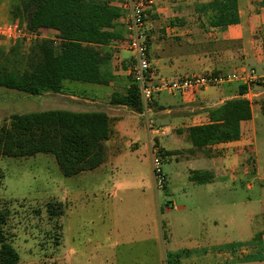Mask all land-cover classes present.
<instances>
[{"label":"rangeland","instance_id":"rangeland-1","mask_svg":"<svg viewBox=\"0 0 264 264\" xmlns=\"http://www.w3.org/2000/svg\"><path fill=\"white\" fill-rule=\"evenodd\" d=\"M12 3L13 0H0V25L18 23L10 15ZM241 6L248 21V30L241 40L242 50L244 48L243 53L254 56L238 63L237 67L229 66L224 72L253 69L261 75L264 74V25L249 22V18L257 14L259 4L257 0H241ZM40 34L54 39L56 45L61 42L55 31H41ZM145 38L148 43L146 33ZM10 45L13 43L1 44L0 47ZM123 49L128 50L126 47ZM200 66L194 65L196 70L173 75L153 69L160 77L170 80L213 74ZM114 67L118 69L112 63L111 70ZM130 81L126 78L122 85L118 83L113 88L67 81L62 90L45 91L38 97L0 88V127L3 120L12 114L46 110L112 114L113 109L121 107L111 103L112 95L124 94ZM253 86L261 88L264 83ZM209 89L215 93L221 87ZM160 95L154 96L147 116H130L128 121H134L137 126L129 130L130 137L119 143L120 149L113 152V161L107 168L95 174L86 172L84 176L66 178L55 157L48 154L0 159V207L10 210L6 230L20 255L19 264H146L149 259L160 257L162 237L167 258L172 250L171 244L180 242L188 234L196 238L201 235L198 221L207 213L214 217L210 208L213 205L214 209L217 203L227 207L226 219L222 217L220 221L221 235L225 238L233 241L246 238L250 219L254 220V225L256 221L260 225L264 223V132L255 144L260 149L257 173H253V162L249 159L245 168L248 175L234 173L236 180L228 175L217 197L207 194L209 186L188 183L189 170L183 162L185 147L181 148L183 155L177 161L167 155L162 165L165 188L158 189L154 185L152 160L145 143L149 139L147 121L151 128H161L159 114L150 113L158 112L153 103ZM169 97L162 94L160 99L165 101ZM218 99L216 96L215 100ZM157 137L165 148H173L170 143H165L164 138ZM156 146L167 153L158 144ZM55 202L61 204L63 214L53 221L49 218L47 206ZM174 205L180 211L187 209L190 212L174 211ZM181 219L191 222V227L188 229ZM145 241L148 242L146 245ZM166 264H169L167 260Z\"/></svg>","mask_w":264,"mask_h":264},{"label":"trees","instance_id":"trees-1","mask_svg":"<svg viewBox=\"0 0 264 264\" xmlns=\"http://www.w3.org/2000/svg\"><path fill=\"white\" fill-rule=\"evenodd\" d=\"M195 11L205 31H223L241 23L239 0L197 3ZM10 15L31 31H57L61 42L56 45L51 39H38L30 45L17 42L0 47V88L38 97L45 91L62 90L67 81L102 86L114 81L107 48L122 41L125 32L119 23L122 10L111 0H13ZM245 94L244 85L241 97L209 110L210 123L187 129L194 148L241 139V124L253 117ZM111 103L144 112L139 89L132 80L126 94H114ZM110 134V117L103 111L57 109L12 114L0 127V159L52 155L62 174L71 178L105 162V142ZM163 154L167 157L172 153ZM195 176L198 183L203 182L202 173ZM47 211L53 221L63 214L58 202L49 203ZM9 220L10 210L0 207V264H19L20 255L6 230ZM168 262L178 264L170 257Z\"/></svg>","mask_w":264,"mask_h":264},{"label":"crops","instance_id":"crops-1","mask_svg":"<svg viewBox=\"0 0 264 264\" xmlns=\"http://www.w3.org/2000/svg\"><path fill=\"white\" fill-rule=\"evenodd\" d=\"M111 1L113 5H117L119 0ZM210 1L212 0H154L153 6L148 11L149 17L145 26L149 58L153 68L173 75L180 71L196 70L194 65L201 64L202 70L223 73L229 66L237 67L238 63L252 59L254 55L247 52L244 55V48L242 50L241 40L248 30L246 27L248 21L242 12L241 0H239L240 24L230 26L223 31L216 29L205 31L195 6L197 3ZM257 1L259 4L257 14L251 16L249 22L264 25V0ZM121 29L125 32L122 26ZM115 50L118 51L115 52ZM107 51L111 55V64L117 65L118 68H112L111 72L115 79L109 86L113 88L118 83L122 85L126 78L131 80L128 75L130 52L121 47H108ZM130 85L131 81L125 88L126 92ZM242 86L244 85L240 83L227 84L219 86L221 89L215 93L207 89L190 96H170L165 101L160 99L162 94L157 97L153 105L158 112L150 113L159 114L161 128L155 129L154 126L152 128L148 126L149 139L145 147L150 152V157L151 149L156 144L167 153H172L171 157L176 161L183 155L181 148H187L184 151L183 161L189 170L186 179L189 184L209 186L207 194L211 197H217L222 185L226 184L228 175H231L230 177L234 180H236L234 173L247 176L245 168L248 166L249 159L253 162V173H257L260 149L255 147V144L260 141L259 135L264 132V86L261 88L252 86L243 96L251 102L253 117L241 124L242 136L239 141L212 145L198 150L192 146L187 133L190 127L210 123V109L228 100L241 97ZM126 92L121 95H125ZM216 96L219 97L218 100H215ZM111 112L112 114L107 113L110 117L111 134L109 140L105 142V162L95 170L82 172L80 176H84L86 172L95 174L106 169L113 161V152L120 149L119 143L130 137L129 130L137 126L134 121H128L130 116H147L149 113L144 110L140 114L127 106H121ZM158 135L164 138L166 144L173 145V148H165L159 141ZM196 172L202 173L203 177L200 178L203 180L202 183L196 181L199 179L195 176ZM212 207L213 205L210 211L215 216L212 217V213H207L198 221L197 228L201 233L198 238L188 234L184 239H180V242L171 244L172 250L166 258L163 249L164 237H162L159 245L160 257L149 259L146 264H166L169 257L176 259L178 264H264V223L260 225L259 221H256L254 225V220L250 219L251 226L247 237H240L238 241H233L221 235L220 221L222 217L226 219L227 207L222 206L221 203L215 204L214 209ZM173 209L179 212H190L187 209L180 211L175 205ZM181 222L188 229L191 227V222L186 219H181ZM147 243L145 241V245Z\"/></svg>","mask_w":264,"mask_h":264},{"label":"built area","instance_id":"built-area-1","mask_svg":"<svg viewBox=\"0 0 264 264\" xmlns=\"http://www.w3.org/2000/svg\"><path fill=\"white\" fill-rule=\"evenodd\" d=\"M153 4L154 0H119L116 6L122 10L119 23L124 28L125 36L122 41H115L110 45V48L126 47L130 52L128 75L139 89L145 111H148L154 96L159 94L190 96L231 83L245 85L249 92L253 85L264 83V74L260 75L253 69H240L233 73L195 74L181 80H170L157 75L150 62L149 46L145 38L147 14ZM38 39L50 38H44L40 32L31 31L19 23L0 25V45L17 42L30 45ZM147 124L151 126L148 121ZM151 160L155 185L158 189H164L166 179L162 165L166 156L156 145L151 149Z\"/></svg>","mask_w":264,"mask_h":264}]
</instances>
